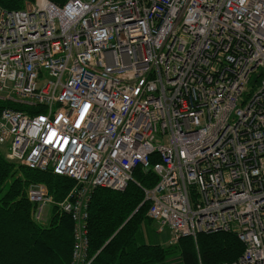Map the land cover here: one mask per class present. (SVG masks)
Wrapping results in <instances>:
<instances>
[{
  "label": "built area",
  "instance_id": "built-area-1",
  "mask_svg": "<svg viewBox=\"0 0 264 264\" xmlns=\"http://www.w3.org/2000/svg\"><path fill=\"white\" fill-rule=\"evenodd\" d=\"M257 72L264 0L0 5V101L25 108L0 109V147L73 181L60 202L43 183L26 189L34 221L48 205L70 216L69 264H88L93 192L123 191L138 166L158 177L146 214L168 245L233 232L242 253L219 264H264V78L247 91Z\"/></svg>",
  "mask_w": 264,
  "mask_h": 264
},
{
  "label": "trees",
  "instance_id": "trees-1",
  "mask_svg": "<svg viewBox=\"0 0 264 264\" xmlns=\"http://www.w3.org/2000/svg\"><path fill=\"white\" fill-rule=\"evenodd\" d=\"M33 0H0L9 10L24 8ZM62 5L66 0H49ZM24 110L19 104L0 101V109ZM152 166L158 161L153 154ZM123 191L97 188L90 199L88 217L89 264H219L232 262L242 253L243 246L233 232L198 234L165 245L167 234L149 228L143 189L158 180L150 167L133 171ZM30 183H43L54 201L60 202L73 181L52 171L30 169L6 157L0 148V264H69L71 260L73 223L68 214L51 205L48 220L32 218L33 204L26 197Z\"/></svg>",
  "mask_w": 264,
  "mask_h": 264
},
{
  "label": "rangeland",
  "instance_id": "rangeland-1",
  "mask_svg": "<svg viewBox=\"0 0 264 264\" xmlns=\"http://www.w3.org/2000/svg\"><path fill=\"white\" fill-rule=\"evenodd\" d=\"M259 71H260V69L258 70V72H259ZM258 72L252 76L251 81H250V83H249L248 86H247V91H248V92H252L254 89H256V88L258 87L257 80L264 78V76H260V78L257 79L256 76H257ZM247 100H248V95H247V93H246V94L244 95V102H246ZM158 141H159V142H163V139H162V138H158ZM1 150H3V149H1ZM3 151H4V150H3ZM30 184H31V183H30ZM44 185H45V184H44ZM28 186H29V185H28ZM28 186H27V187H28ZM26 189H27V188H26ZM50 215H51V205H48V206H46V208L44 209V212H43V219L48 220L49 217H50ZM149 228H150L151 230L155 229V230L157 231V225H156V223H155L154 221H152V220L149 221ZM160 235H161V234H160ZM166 242H167V241H166ZM166 242H165V245H168ZM88 248H89V246H88ZM88 248H87L86 253L88 252ZM86 259H87V262H88V264H89L90 259H88V256L86 257ZM175 261H176V260H173L172 262L175 263V264H177ZM199 264H200V263H199Z\"/></svg>",
  "mask_w": 264,
  "mask_h": 264
},
{
  "label": "crops",
  "instance_id": "crops-1",
  "mask_svg": "<svg viewBox=\"0 0 264 264\" xmlns=\"http://www.w3.org/2000/svg\"><path fill=\"white\" fill-rule=\"evenodd\" d=\"M0 148L3 149V150L5 149V147H0ZM154 230H155V229H154ZM154 233H155V235H157V231H156V230H155ZM167 236H168V235H167ZM167 238H168V237H167Z\"/></svg>",
  "mask_w": 264,
  "mask_h": 264
},
{
  "label": "bare ground",
  "instance_id": "bare-ground-1",
  "mask_svg": "<svg viewBox=\"0 0 264 264\" xmlns=\"http://www.w3.org/2000/svg\"><path fill=\"white\" fill-rule=\"evenodd\" d=\"M164 233H166V232H164ZM159 234H162V233H159ZM167 234V233H166Z\"/></svg>",
  "mask_w": 264,
  "mask_h": 264
}]
</instances>
